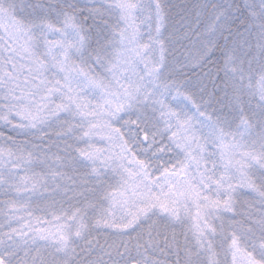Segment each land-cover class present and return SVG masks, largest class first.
<instances>
[{
  "label": "snow or ice",
  "instance_id": "1",
  "mask_svg": "<svg viewBox=\"0 0 264 264\" xmlns=\"http://www.w3.org/2000/svg\"><path fill=\"white\" fill-rule=\"evenodd\" d=\"M0 264H264V0H0Z\"/></svg>",
  "mask_w": 264,
  "mask_h": 264
}]
</instances>
